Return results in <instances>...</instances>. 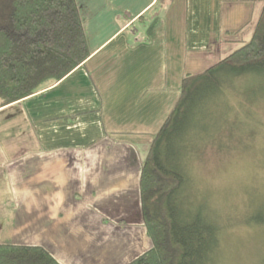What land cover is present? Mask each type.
<instances>
[{
	"label": "crops",
	"instance_id": "0c3cea01",
	"mask_svg": "<svg viewBox=\"0 0 264 264\" xmlns=\"http://www.w3.org/2000/svg\"><path fill=\"white\" fill-rule=\"evenodd\" d=\"M76 1L89 57L0 107V243L126 264L151 246L140 169L183 76L248 41L264 0Z\"/></svg>",
	"mask_w": 264,
	"mask_h": 264
},
{
	"label": "trees",
	"instance_id": "16d2710c",
	"mask_svg": "<svg viewBox=\"0 0 264 264\" xmlns=\"http://www.w3.org/2000/svg\"><path fill=\"white\" fill-rule=\"evenodd\" d=\"M90 53L76 0H0V107L62 79ZM249 71L264 73V3L248 41L183 76L180 96L140 169L141 217L151 246L126 264H215L221 225L201 209L182 206L188 201L187 164L197 152L195 141L204 137L199 134L208 135L198 118L220 76ZM250 220L264 225V206ZM0 264L62 263L43 245L0 243Z\"/></svg>",
	"mask_w": 264,
	"mask_h": 264
},
{
	"label": "rangeland",
	"instance_id": "374dc122",
	"mask_svg": "<svg viewBox=\"0 0 264 264\" xmlns=\"http://www.w3.org/2000/svg\"><path fill=\"white\" fill-rule=\"evenodd\" d=\"M220 77L198 118L209 132L188 159L182 206L221 225L215 264H264V225L250 220L264 206V73Z\"/></svg>",
	"mask_w": 264,
	"mask_h": 264
}]
</instances>
